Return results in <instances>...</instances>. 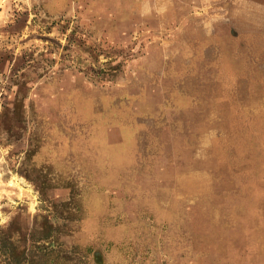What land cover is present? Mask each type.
Here are the masks:
<instances>
[{"label": "rangeland", "instance_id": "obj_1", "mask_svg": "<svg viewBox=\"0 0 264 264\" xmlns=\"http://www.w3.org/2000/svg\"><path fill=\"white\" fill-rule=\"evenodd\" d=\"M234 1L0 0V264H264V5Z\"/></svg>", "mask_w": 264, "mask_h": 264}, {"label": "crops", "instance_id": "obj_2", "mask_svg": "<svg viewBox=\"0 0 264 264\" xmlns=\"http://www.w3.org/2000/svg\"><path fill=\"white\" fill-rule=\"evenodd\" d=\"M234 2H236V3H244V4H248V3H256V4H261V5H264V0H236V1H234ZM219 34V37H220V40H222V42L224 43V42H229L230 40H228V39H226V38H221V37H226V36H228L225 32H222V33H218ZM218 34H216L214 31H210V33H209V38H211V39H214V40H216V41H218L219 40V38H218ZM238 35L239 34H237V36L236 37H238Z\"/></svg>", "mask_w": 264, "mask_h": 264}, {"label": "bare ground", "instance_id": "obj_3", "mask_svg": "<svg viewBox=\"0 0 264 264\" xmlns=\"http://www.w3.org/2000/svg\"><path fill=\"white\" fill-rule=\"evenodd\" d=\"M139 133V132H138Z\"/></svg>", "mask_w": 264, "mask_h": 264}]
</instances>
